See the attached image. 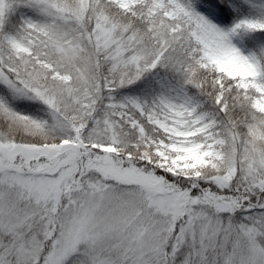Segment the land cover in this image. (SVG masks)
Returning <instances> with one entry per match:
<instances>
[{
    "label": "snow or ice",
    "instance_id": "6c2138e0",
    "mask_svg": "<svg viewBox=\"0 0 264 264\" xmlns=\"http://www.w3.org/2000/svg\"><path fill=\"white\" fill-rule=\"evenodd\" d=\"M0 264H264V0H0Z\"/></svg>",
    "mask_w": 264,
    "mask_h": 264
}]
</instances>
